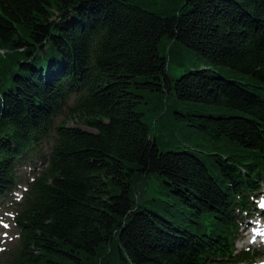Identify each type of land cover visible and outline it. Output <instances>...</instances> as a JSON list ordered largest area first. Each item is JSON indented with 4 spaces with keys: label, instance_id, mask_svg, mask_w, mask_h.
Returning <instances> with one entry per match:
<instances>
[{
    "label": "trees",
    "instance_id": "obj_1",
    "mask_svg": "<svg viewBox=\"0 0 264 264\" xmlns=\"http://www.w3.org/2000/svg\"><path fill=\"white\" fill-rule=\"evenodd\" d=\"M158 8L0 0V204L21 182L18 170L42 160L14 218L19 243L9 264H235L258 256L234 255V242L264 188V0H164ZM179 46L241 81L211 69L173 77L172 61L183 66ZM172 96L232 112L186 116L218 155L160 151L145 118L156 125L175 113ZM152 175L172 199L159 203L195 209L190 215L207 224L190 230L141 210L139 190Z\"/></svg>",
    "mask_w": 264,
    "mask_h": 264
},
{
    "label": "rangeland",
    "instance_id": "obj_2",
    "mask_svg": "<svg viewBox=\"0 0 264 264\" xmlns=\"http://www.w3.org/2000/svg\"><path fill=\"white\" fill-rule=\"evenodd\" d=\"M134 2L144 7L145 9L154 12L160 11L158 7L163 6L164 0H134ZM162 43H164L165 45L167 43L169 45L172 44L170 43L169 39H163ZM160 53L162 54V56L167 55V51L164 50H160ZM175 58L177 61H183V66L177 68L176 66L181 64L172 61L171 64H173L174 66L171 67L170 71L173 77L182 76L191 70L211 69L212 71L222 75L223 77L241 81L239 77L234 75L227 68L214 67L197 57L193 51L183 46H179L177 48L175 52ZM71 104L72 102H69V105ZM169 104L172 106V109L175 111V113L158 119L156 125H154V122L151 121L150 116H148L147 114L145 118V121L150 128L151 137L156 134V141L159 145L160 151H207L209 154L218 155L219 150H214L209 147V143L207 141L209 139L204 134L197 132L196 129L189 126L190 124L187 121L186 116L188 113H190V111L201 112L204 115L214 116H228L231 115L232 112L223 108H208L207 106L194 103H181L176 100L175 96H172V98L169 99ZM146 107L147 106H144L143 109H145ZM64 119L65 117L61 116L56 120V123H59ZM68 125L93 132L88 127L80 124L77 119H70L68 121ZM51 144L52 142L49 141L45 146V150L43 151L46 158V154L49 151ZM220 156L223 157L224 155ZM39 160L41 159H34L32 164L35 163L36 165L37 161ZM28 164L29 162H27L18 170V176L21 178V182L0 204V264H9L13 256L15 255L19 243V231L16 228L13 220L17 212L21 208L23 196L27 189V183L32 181V179L36 175H38L39 171L41 170L35 169L34 171H29L28 168H25V166ZM34 166H30V168H34ZM167 190L168 188L164 185V179L153 175L150 176V180L144 183L139 190L138 203L141 210L157 213L168 219L175 226H185L190 230L195 228L197 226V223L207 224V219L205 216L199 218V216L196 214L190 215L189 212L196 213L195 209L180 208V210L178 209L177 212H175L172 206L169 207L166 204L159 203V200L168 202L172 200L171 197L165 193V191ZM168 202L166 203L168 204ZM253 212L251 213V216L253 215ZM245 233L243 235L241 233V237L237 239V250H245L248 247L246 243L247 239L244 236ZM261 260H264V257L257 258L251 264H258Z\"/></svg>",
    "mask_w": 264,
    "mask_h": 264
}]
</instances>
